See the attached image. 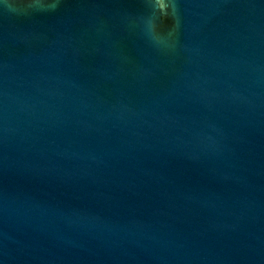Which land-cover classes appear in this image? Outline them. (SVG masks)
<instances>
[{
  "label": "water",
  "instance_id": "1",
  "mask_svg": "<svg viewBox=\"0 0 264 264\" xmlns=\"http://www.w3.org/2000/svg\"><path fill=\"white\" fill-rule=\"evenodd\" d=\"M0 264H264V0H0Z\"/></svg>",
  "mask_w": 264,
  "mask_h": 264
}]
</instances>
